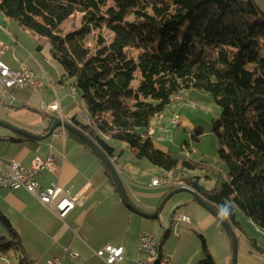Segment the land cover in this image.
I'll list each match as a JSON object with an SVG mask.
<instances>
[{"label":"trees","instance_id":"16d2710c","mask_svg":"<svg viewBox=\"0 0 264 264\" xmlns=\"http://www.w3.org/2000/svg\"><path fill=\"white\" fill-rule=\"evenodd\" d=\"M0 13L49 42L90 119L88 124L71 122L115 163L122 152L113 142L127 145L138 160L164 173H175L180 164L192 170L190 163L157 147L152 122L184 91L213 94L222 109L214 132L227 179L210 190L199 178L185 180L217 212L226 205L229 223L240 224L238 209L264 231V14L255 1L0 0ZM73 15L81 16V26L63 32L62 24ZM137 73L139 84L133 88ZM52 119L49 126L57 120ZM67 133L95 154L80 137ZM22 139L30 140L11 138ZM0 222L10 235L0 238L3 258L21 250L22 241L5 216ZM198 240L206 256L199 264H216L205 238ZM17 264L35 261L22 255Z\"/></svg>","mask_w":264,"mask_h":264},{"label":"crops","instance_id":"0c3cea01","mask_svg":"<svg viewBox=\"0 0 264 264\" xmlns=\"http://www.w3.org/2000/svg\"><path fill=\"white\" fill-rule=\"evenodd\" d=\"M253 1L260 6L261 13L264 14V0ZM19 33L21 31L16 28L14 23L0 13V42L9 48L2 58L3 61L13 69L22 67L31 69L36 74L37 80L47 83L45 82L46 87L44 89L40 92H34L37 94L32 96H25L23 90L27 89L14 87L16 88L14 93L16 100L22 102L24 111L33 109L36 110V113L39 112L38 116L31 115V118L25 121L14 119L15 122H12L14 126L34 135H44L49 125V117L42 113L39 107L41 103L49 104L55 100L60 103L65 120L76 119L79 123L85 124L83 119H87L88 115L86 110H81L76 95H72L71 92L66 93L64 90L62 94L65 93V95L62 98L60 89L48 77L47 73L42 69L44 78L38 76L36 67H33L29 60H24L23 53L18 50V47H13L14 38ZM12 54L19 55L21 59L19 63L14 61ZM4 90L8 92L9 89ZM28 90L30 91V89ZM14 101L15 98L13 97L11 103ZM88 122L87 119L86 124ZM161 128L163 129V126ZM15 135L0 134V160H15L29 166L37 157L45 159L49 155H53L58 165V171L56 173L44 171L37 177L39 186L42 189H47L55 184L61 188L60 195L54 203L60 201L65 195L76 202L75 208L67 217L60 219L51 209L42 205L38 197L25 189H0V217L5 216L8 219L22 241V249L16 250L18 253L16 257L19 256L20 258L22 255H27L35 261V264H47L50 259L58 257L62 259V264H65L66 261L71 262L65 256L66 251L71 250L79 253L82 258L89 259L88 262L92 260L96 264H105L96 255V252L111 244L124 248L125 256L121 264H133L138 260H145V255L139 252L138 239L142 233L149 234L153 239H156L158 225L162 227L160 218L167 209L165 218H168L171 211L170 205L166 208L164 206L159 217L155 219L143 217L129 209L123 202L120 193L115 191L110 184L101 160L83 144L72 139L67 132L65 136L59 134L58 137H51L43 141L24 139L12 141L11 138L16 137ZM154 140L159 149L167 151L163 144L165 140L162 137H155ZM119 159L117 158L116 166L122 177L129 200L141 211L154 213L168 193V190L162 187L152 186V180L160 176L155 175L151 179L145 178V173L139 170L141 168L136 165H129L128 162L120 163ZM176 201L187 203V209L191 211L187 212L186 207L180 210L181 207L177 206L172 210L171 217L176 212H181L189 217L191 222L179 225L182 229L177 232V241L174 242L173 240L166 249L163 247V251L167 252V249H173L175 256L180 254L185 256L180 264H193L196 259L204 254L200 241L197 238L196 240L195 237L194 239L190 237L192 233L189 231L190 228H193L199 236L205 238L208 253L216 264L218 262L210 251L211 236L217 235L221 238L223 240L221 249L225 252L226 258L230 243L229 239H226L225 235L217 229L218 227L215 225L217 219L200 206L190 194L180 197L174 196L168 202ZM249 222L251 221L247 220L245 225L251 230L244 228L241 222L236 226L239 227L236 230L239 229L247 236V244L251 245L252 241L255 240L257 246L264 248V231L258 232ZM152 224L156 227L155 230ZM171 232V230L170 232L167 230L163 236L166 244L169 240L167 238L172 234ZM190 239L192 246L189 244ZM160 241L156 240L155 242L157 244ZM20 252L22 255H19ZM8 254L5 256L7 261H9ZM263 263V260L251 254L249 250L239 249L238 264Z\"/></svg>","mask_w":264,"mask_h":264},{"label":"rangeland","instance_id":"374dc122","mask_svg":"<svg viewBox=\"0 0 264 264\" xmlns=\"http://www.w3.org/2000/svg\"><path fill=\"white\" fill-rule=\"evenodd\" d=\"M12 23H14V25L19 31H21V33H19L17 37L14 38L13 47H18V50L22 51L24 60L25 59L29 60L30 64L33 67H36L35 70L38 76L42 78H44L42 74V69H43L44 72L47 73L48 77L60 89V94L62 98L65 95V93L62 94V91L65 90L66 93L71 92L72 95H76V100L79 101L81 110H86L85 104L81 100L82 98L80 94L77 92V90H75L76 88L73 87L72 85L73 80L65 76V72L61 64L53 59L51 51H50L51 47H50L49 42L44 38L37 37L30 30L22 28L16 21H12ZM80 26H81V16L73 15L62 24L61 30L67 33V32L78 29ZM40 47L41 49H39ZM12 58L14 59V61L18 63L21 60L18 54L16 55L12 54ZM34 75L36 77L35 73ZM136 77L137 79H135V81L133 82V88H137L139 84V80H138L139 74L138 73L136 74ZM41 82L46 87L47 82L46 81H45L46 83L43 81ZM22 89H27V90H23L25 92V96H32L34 94H37L34 92L41 91V90L34 91V90H31L30 88H22ZM28 89H30V91ZM15 92H16V88H11L8 90V92H6L0 84V121L7 122L14 126V124L12 123V122H15L14 119H19V120H24V121L28 120L31 118V115L38 116L39 115L38 110L40 109L42 113H44L45 115L49 117L48 122L52 121L53 120L52 118H55V119H59L60 121H63L64 123L67 122L68 124H72L79 130H81L79 127H77L75 124L71 122L72 120L71 121L65 120L63 113H62L61 105L57 100L49 104L41 103L39 109L37 110L38 113H36V110H33V109L31 110L32 112L24 111L25 108L23 107L22 102L20 100L18 101L16 100V96L14 95ZM13 97L15 98V101L11 103L13 100ZM52 104L57 105L59 107V110L51 111L49 107ZM45 111L49 113H45ZM221 113H222V109L216 104L213 94L205 92V91H200L197 89H190V90L184 91L181 96H178L177 98H175L173 103L165 110V112L161 114L160 116H157L155 120H153L152 126H151V134L154 136V138L162 137L165 140L163 144L167 148V152L172 157L181 160V163L183 162L190 163L189 165L193 167L192 170L185 168L182 164H180V168L175 173L167 174V173H164L162 169L153 166L151 163H149L145 159L141 161L138 160L127 145L116 143V142H113L112 144L117 149L118 153L122 152V154L119 157L120 163L128 162L129 165L138 166L139 168H141L139 170L145 173L144 174L145 178L151 179L153 176L159 175L160 176L159 178L152 180V186L159 187V188L162 187L168 190V193L166 194L165 197H167L171 192L177 191L181 188H189L191 190H194L192 187H190L187 184V181L185 180L187 178L191 180L195 179V177L199 178L200 183L203 186H205V188L210 190L215 187L216 188L220 187L222 183L227 179L225 173L228 174L227 165L219 159L218 152L220 149V145H219L217 136L214 132V123L221 117ZM61 114L63 117L61 116ZM53 115H55L56 117H53ZM87 119L88 121L90 120L89 117ZM87 119H83L85 124L87 122ZM174 119L176 123H174ZM161 126H163V129L161 128ZM50 127L51 125L50 126L48 125L47 132L44 135L49 133L51 129ZM58 129H61L60 134L65 136L67 131L64 128H58ZM198 129H201L203 131V135L197 138L194 136H196L195 131ZM82 132L86 136H88V138H90L87 133H85L84 131ZM160 132H162V134H160ZM0 134L6 135V134H13V133L3 127H0ZM16 136H20V135H16ZM52 137H54V135ZM112 162L116 166L115 161H112ZM154 181H157L158 183L157 186H154ZM185 194H190V193H180L175 196L180 197V196H184ZM172 198H174V196ZM194 200L197 202L195 198ZM186 204L187 203H183V201H179V203L177 201L172 202V203H169V202L166 203L165 208L168 207L169 205H170L169 207H171L170 214L168 215V218H165V215L167 214L168 209L165 210V212L162 214L160 218L162 227H160V225L157 224L159 228L158 234H156V239H153L154 240L153 243L155 244H156L155 242L156 240H161L156 245L159 247V249L164 254L167 253L171 264H180V261L182 260V258L185 257L183 254H180L179 256H175L173 249L172 250L167 249V252L163 251V247H165L166 249L168 244L171 243L173 240L174 242L177 241V238H176L177 232L179 231V229H182L181 226L179 227L178 225L176 226L175 224L172 223L173 219L171 220V214H172L171 212L174 209V207L176 208L177 206L181 207L180 210H183L186 207L185 210L187 212H190L191 210L187 209ZM178 214L184 215L181 212H176L174 216L175 215L177 216ZM184 216L186 217V220L182 222L190 223L191 222L190 218L187 217L186 215ZM236 217H237L238 223L241 222V225L244 228L251 230L247 225H245L246 221L249 219H247L246 216L242 212H240L238 209L236 210ZM151 219H155V218H151ZM249 223L254 229L262 233V231H260V229L257 226H255L251 222ZM215 225L216 227H218L217 229L225 235L226 239H229L228 241L230 243V246L228 248L227 256L225 258V252L221 249L223 240L219 238L217 235H212L210 251L212 255L214 256L215 260L218 262V264H233V246H232L231 239L226 229H224L223 225L218 219H217V222H215ZM229 226L232 229L235 235V238H236L238 255H239V249H247L249 250L251 254H254L255 256L263 260L264 262V251H258V248L260 247L257 246V242L254 240L252 241L251 245L247 244V240H248L247 236L239 229L236 230L239 227H236V225L232 223H229ZM152 227L155 230L156 227L153 224H152ZM167 230L168 232H170L171 230L172 234L169 238H167V240L168 239L169 240L166 244V242H164L163 236ZM189 232L193 234V235L191 234L190 237H192L193 239L194 237L195 239L196 238L198 239L199 235L193 230V228H190ZM253 233L255 232L253 231ZM143 235H146V233H144ZM259 236H261V234H259ZM9 237H10L9 232L5 229V227L0 222V238H5L8 240ZM139 239H138V245H139ZM189 244L192 246L191 239L189 240ZM141 253L145 255V258H144L145 260H142L143 263L140 262L139 264H146L144 262L147 260V254L144 252H141ZM16 254H18L16 250H12L8 254L9 261H7L5 257H3V258H0V264H11V262L12 264H17L19 260L21 259V257L20 258L19 256L16 257ZM19 255H22V252H20ZM205 257L206 256L202 254L199 257V259H196L194 261L193 264H199L201 261L205 259ZM88 261L89 259L83 257L77 263L66 261L65 264H96L92 260H90V262ZM123 261H124V258L121 262H119V264H121ZM127 264H130V263H127ZM133 264H137V261ZM156 264H158V261Z\"/></svg>","mask_w":264,"mask_h":264},{"label":"built area","instance_id":"2783aa9c","mask_svg":"<svg viewBox=\"0 0 264 264\" xmlns=\"http://www.w3.org/2000/svg\"><path fill=\"white\" fill-rule=\"evenodd\" d=\"M8 50V46L0 42L1 86L4 89L19 87L30 88L34 91L42 90L45 87L44 84L36 79L34 73L31 70L26 67L13 69L3 61L2 58ZM49 109L51 111H57L59 110V107L55 104H52ZM45 113L49 112L45 111ZM53 116L56 117L55 115ZM174 123H176L175 119ZM60 133L61 129H58L55 132L54 137H58ZM44 171H50L52 173H56L58 171V165L53 155H49L45 159L37 157L29 166H24L15 160L6 162L0 160V189L24 188L32 195L38 197L41 203L51 209L57 215V217L60 219H65L70 211L75 208L76 202L65 195L60 201L54 203L57 197L60 195L61 188L54 184L47 189H42L39 186L37 177L43 174ZM157 185V181H154V186ZM175 216L173 217V221L179 222L180 220H186V217L182 214H178L176 217ZM143 234L139 239V251L147 254V260L144 263L156 264L158 261V264H171L168 255L164 254L159 249V247L153 243V237L148 234ZM96 255L101 258L105 264H119V262H121L124 258L125 250L123 247H117L108 244L104 248L97 251ZM65 256L72 263H76L81 258L79 253L71 250L66 251ZM62 262L63 261L61 258L55 257L50 259L47 264H62ZM140 262L143 263L142 260H138L137 264Z\"/></svg>","mask_w":264,"mask_h":264},{"label":"water","instance_id":"95a60500","mask_svg":"<svg viewBox=\"0 0 264 264\" xmlns=\"http://www.w3.org/2000/svg\"><path fill=\"white\" fill-rule=\"evenodd\" d=\"M0 127H3L13 134L20 135L23 137H26L30 140L34 141H43L46 140L50 137H52L55 132L58 130V128H64L67 132L74 133L75 135L79 136L82 138L87 145L90 147V149L96 154V156L101 160V162L108 168L110 171L111 176L113 177V180L117 186V189L122 197L123 202L125 205L129 208L132 209L135 213L138 215H141L146 218H157L160 214V212L163 210L164 206L166 203L175 195L180 194V193H190L199 203L200 206H202L204 209H206L209 213H211L216 219H218L221 224L223 225L224 229H226L231 242L233 246V264L238 263V251H237V244H236V238L235 235L232 231V229L229 226V223L225 219H220L219 218V212L211 205L209 204L206 200L201 198L194 190H191L189 188H181L177 191L171 192L167 197L163 199L161 204L158 206V209L154 213H145L141 211L140 209L136 208L131 201L129 200V197L127 195V192L125 190V187L123 185L122 177L116 168V166L113 164L112 160L90 139L88 136H86L81 130L76 128L72 124H68L67 122L60 121L57 119L52 125L51 129L48 134L46 135H34L28 131L22 130L20 128H17L7 122L0 121Z\"/></svg>","mask_w":264,"mask_h":264},{"label":"clouds","instance_id":"9594fccd","mask_svg":"<svg viewBox=\"0 0 264 264\" xmlns=\"http://www.w3.org/2000/svg\"><path fill=\"white\" fill-rule=\"evenodd\" d=\"M229 212L230 210L226 205L221 206L220 211H219V218L222 220L226 219L229 215Z\"/></svg>","mask_w":264,"mask_h":264},{"label":"bare ground","instance_id":"6f19581e","mask_svg":"<svg viewBox=\"0 0 264 264\" xmlns=\"http://www.w3.org/2000/svg\"><path fill=\"white\" fill-rule=\"evenodd\" d=\"M76 90V89H75ZM182 221H184V220H180L179 222H182Z\"/></svg>","mask_w":264,"mask_h":264}]
</instances>
